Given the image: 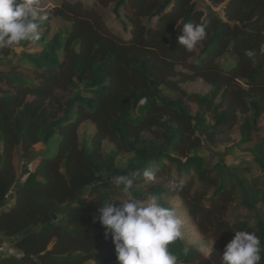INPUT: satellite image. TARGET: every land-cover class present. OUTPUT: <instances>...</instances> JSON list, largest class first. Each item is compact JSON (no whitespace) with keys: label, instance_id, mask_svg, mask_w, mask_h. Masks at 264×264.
<instances>
[{"label":"trees","instance_id":"16d2710c","mask_svg":"<svg viewBox=\"0 0 264 264\" xmlns=\"http://www.w3.org/2000/svg\"><path fill=\"white\" fill-rule=\"evenodd\" d=\"M51 18L68 27L49 40L41 33L40 41L0 49V67L8 68L0 69V241H11L20 254L0 256V264L117 263L94 217L109 199L105 188L123 190L115 184L119 175L133 178L129 192L143 200L155 196L170 207L164 195L180 199L198 233L223 249L234 231L255 232L264 264V220L245 181L198 154L218 129L238 125L240 143L255 145L246 151L264 183V137L257 138L264 117V0H60L39 30ZM188 22L205 25L207 33L191 52L178 42ZM32 44L41 51L27 53ZM197 79L208 93L182 89ZM162 87L176 97L163 96ZM86 123L94 130L81 138ZM104 142L112 147L105 150ZM38 144L44 149L35 152ZM20 159L36 161L22 181ZM145 169L173 174L172 186L145 185ZM235 199L254 212V224L227 217ZM168 247L178 263L206 264L182 239Z\"/></svg>","mask_w":264,"mask_h":264},{"label":"clouds","instance_id":"9594fccd","mask_svg":"<svg viewBox=\"0 0 264 264\" xmlns=\"http://www.w3.org/2000/svg\"><path fill=\"white\" fill-rule=\"evenodd\" d=\"M44 19L38 10L37 0H0V49L11 48L22 41L41 40L40 21ZM178 42L187 51H193L206 38V26L193 22L183 24ZM254 57L252 51L245 53ZM146 182H154L153 172L145 169ZM115 184L124 192L134 187L131 176L119 175ZM106 199L98 208V221L105 229V238H111L119 264H178L169 245L183 238V222L176 210L165 207L153 196L143 200L130 197L117 206ZM234 238L225 246L222 264H259L261 241L255 232L234 231ZM214 244V243H213ZM213 251L208 253V256Z\"/></svg>","mask_w":264,"mask_h":264},{"label":"rangeland","instance_id":"374dc122","mask_svg":"<svg viewBox=\"0 0 264 264\" xmlns=\"http://www.w3.org/2000/svg\"><path fill=\"white\" fill-rule=\"evenodd\" d=\"M38 10L43 15L46 16L47 11L52 7L58 6L60 0H37ZM104 16L109 17L111 14L108 10L104 13ZM47 28L40 29L41 33H46V40L52 38V36L58 31H64L68 27L67 23L62 21L59 18H51L47 23ZM41 46L38 44H32L25 51L27 53L37 54L41 51ZM17 52L20 49L15 48ZM233 56L230 52H228L225 56L224 60L230 61ZM223 60V59H222ZM2 71H8V68L0 67ZM182 89L187 93H193L198 95H204L209 92L210 87L205 84L202 80H195L192 82H187L181 85ZM162 95L165 97L173 98L176 97V94L172 91L166 89L165 87L161 88ZM260 131L257 135V138L264 137V117H262L260 121ZM94 130V126L90 123L82 124L78 130L79 136L82 138L85 134H90ZM146 137H151L148 133H145ZM215 142L213 144H209L206 151L198 153L199 155L205 153L207 158V164L209 167L214 166L217 162H221L226 166H230L232 171L237 173L244 181L245 187L249 194V199L256 208L257 212L260 214L261 218L264 220V183H262L259 179V172L255 170L250 165V161L252 160L253 154L247 152V148H252L253 144H241L240 143V134L238 131V125L234 126H223L218 129L214 133ZM257 141L254 142L256 144ZM105 150H108L112 147L111 144L104 142L103 145ZM44 146L42 144H38L34 147L35 152L43 150ZM129 156L127 154L122 155L120 157L121 165L125 163L126 159ZM36 161L34 160L32 163H24L21 159L17 162L18 168V178L19 180H24L27 174L33 170ZM156 180L154 182H144L145 185L155 186L161 185L165 188H170L172 186V178L171 176H155ZM258 182V188H254L252 186L253 183ZM196 186V185H195ZM194 186V187H195ZM105 191L109 194V199L114 200L115 202L124 201L130 197H135L137 199H141L139 196H134L130 192H124L123 190L117 189L115 186H110L109 189L105 188ZM148 200L151 199L149 197H145ZM8 205L11 203L10 198L8 199ZM164 200L166 204L176 210L178 217L182 220L183 226L182 231L184 233L182 240L187 245H192L199 250L204 260H206V264H222V254L223 248L221 245L213 242L210 239H204L197 231L195 226V221L188 216L185 212L183 203L177 197L172 195H164ZM240 199H235L234 202L230 205L227 211V217L230 220H247L251 224H254V212L246 211L240 207ZM8 207V206H7ZM214 243V244H213ZM213 251L208 256V253ZM20 254L15 251L11 246V241L5 239L0 241V256L8 257V256H19ZM119 264V262L115 263ZM182 264V263H178ZM197 264V262L191 263Z\"/></svg>","mask_w":264,"mask_h":264},{"label":"water","instance_id":"95a60500","mask_svg":"<svg viewBox=\"0 0 264 264\" xmlns=\"http://www.w3.org/2000/svg\"><path fill=\"white\" fill-rule=\"evenodd\" d=\"M16 191V188H12L11 193H14ZM55 219V217H54Z\"/></svg>","mask_w":264,"mask_h":264}]
</instances>
